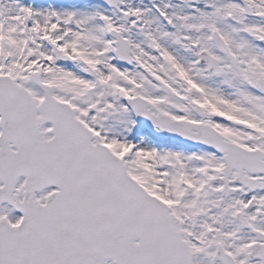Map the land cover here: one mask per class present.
Returning <instances> with one entry per match:
<instances>
[{"label": "snow or ice", "instance_id": "obj_1", "mask_svg": "<svg viewBox=\"0 0 264 264\" xmlns=\"http://www.w3.org/2000/svg\"><path fill=\"white\" fill-rule=\"evenodd\" d=\"M0 264H264V0H0Z\"/></svg>", "mask_w": 264, "mask_h": 264}]
</instances>
